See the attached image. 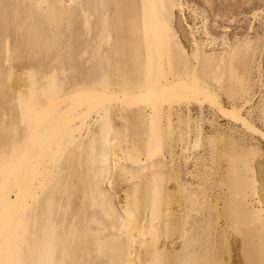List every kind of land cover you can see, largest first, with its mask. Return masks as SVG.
<instances>
[{
  "label": "bare ground",
  "instance_id": "bare-ground-1",
  "mask_svg": "<svg viewBox=\"0 0 264 264\" xmlns=\"http://www.w3.org/2000/svg\"><path fill=\"white\" fill-rule=\"evenodd\" d=\"M182 6L0 0V264H264L258 153L191 117L264 137L255 47L187 50Z\"/></svg>",
  "mask_w": 264,
  "mask_h": 264
},
{
  "label": "rangeland",
  "instance_id": "rangeland-1",
  "mask_svg": "<svg viewBox=\"0 0 264 264\" xmlns=\"http://www.w3.org/2000/svg\"><path fill=\"white\" fill-rule=\"evenodd\" d=\"M181 2L183 4L182 9H177V15L175 14L177 17H175V26L187 50L191 51V49L196 47L197 43L210 54H218L229 46L244 42H250L252 48L255 47L253 49L256 51L255 62L251 69V92L249 91L247 97L249 104H245L244 114L259 129L264 131V0H181ZM224 45L225 47H223ZM225 101H227V98H225ZM243 103H245V100L239 101L240 105ZM193 107L191 117L193 120L202 122L205 143L209 136L223 135L240 143L239 145L242 147L253 148L257 151L258 154L253 168L254 173H256L254 174L255 180L257 176L256 182L258 188L257 194L249 202L253 208L261 213L264 222V137L246 130L239 123L231 122L215 110H211L208 106L202 110L196 105ZM185 110L187 111L185 108L182 110L184 116H188L189 113ZM205 148L202 154H204L205 162L210 165L209 148L207 145ZM205 156L208 157L206 158ZM200 162L201 166L199 167L202 168L204 162ZM192 166H189L188 172H192L194 169V166ZM187 177L192 179V175L190 174ZM211 196L214 195L212 194ZM222 222L221 227H224L225 222Z\"/></svg>",
  "mask_w": 264,
  "mask_h": 264
}]
</instances>
